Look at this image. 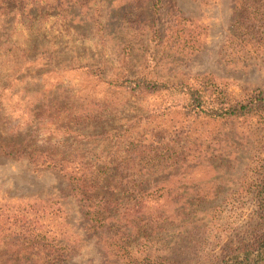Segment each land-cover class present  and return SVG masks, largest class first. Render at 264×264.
<instances>
[{"label": "rangeland", "instance_id": "obj_1", "mask_svg": "<svg viewBox=\"0 0 264 264\" xmlns=\"http://www.w3.org/2000/svg\"><path fill=\"white\" fill-rule=\"evenodd\" d=\"M242 3L256 18L254 0ZM234 6L233 0H0V136L16 133L14 142L31 154L68 156L83 171L96 169L97 156L114 163L132 155L136 161L126 162V169L156 155L141 168L154 183L164 182L151 202L168 212L175 202L201 208L200 214L187 211L164 221L157 243L145 251L169 250L181 264H213L225 242L250 237L264 132L254 119L185 117L172 90L132 95L108 83L150 74L176 85L210 80L233 99L264 92V8L246 37L263 48L247 46L241 54L226 47L240 13ZM21 13L35 17L33 24ZM132 18V25L124 24ZM155 29L162 32L161 46ZM64 128L86 137L63 138ZM26 201L47 206L65 223L66 236L78 240L63 264H120L85 233L62 176L33 168L25 156L0 154V210ZM5 227L0 216V264H14L24 247L11 243Z\"/></svg>", "mask_w": 264, "mask_h": 264}, {"label": "trees", "instance_id": "obj_2", "mask_svg": "<svg viewBox=\"0 0 264 264\" xmlns=\"http://www.w3.org/2000/svg\"><path fill=\"white\" fill-rule=\"evenodd\" d=\"M233 3L234 8L239 7L240 13L238 19L231 23L227 50L243 54L247 46L263 48L258 43L246 40L253 26L260 21L259 16L263 15L262 9H259L264 8L262 0H254L252 7L256 18L251 17L252 12H246V6L240 8L243 6L242 0H233ZM156 5L155 2L154 6ZM21 15L27 18L28 26L35 21V17L29 14L21 13ZM133 23V18L124 21L125 25ZM152 36L161 46L162 32L155 29ZM176 43L177 41H174L170 45ZM180 47L181 50L185 48V41ZM115 79L108 84L123 88L132 95L172 90L180 96V100H177L175 105L185 117L244 121L254 119L257 128L264 132L263 91L255 89L238 99H233L217 90L212 86L211 81L206 79H201L203 82H200L198 86L169 84L150 74L133 77L125 75L120 80ZM14 134L10 138L0 136V154L14 159L25 156L33 168L50 169L62 176L67 183L70 196L81 210L85 222V233L88 237H93L101 245L104 253L115 262L181 264L175 260L176 256L169 250L166 254L159 249L154 250V254H149L145 251L146 245L157 243L154 237L160 229L164 228V221L179 219L187 211L200 214L201 206L175 202L176 204H173L168 212V210H162L163 205L151 202L153 196L164 191V182L154 183L148 173L143 172L146 170L142 171L141 168H144V165L151 166L156 155L152 158L150 155H147L148 158L144 156L139 159L138 168H135L137 164H132L131 168L126 169L122 168L126 162L136 161L132 155L127 157L129 159L114 163L106 162L97 156L93 157L96 162H100L96 169L83 171L81 167L72 166L74 160H69L68 156L54 158L42 152L31 154L26 145L14 142L16 138H19L16 133ZM61 135L63 138L70 135L86 137L84 134H75L68 128H64ZM158 154L161 157L159 152ZM255 177L251 192L253 216L247 222L250 237L233 244L225 242L220 247V253L215 256L213 264H264V166L258 167ZM22 203L2 204L3 209L0 210L2 225L6 224V231L13 238L11 243L24 247L23 253L18 254V257L13 260L14 264L65 263L76 249L78 240H70L66 236L61 228L65 226V223L60 217H53L55 214L47 206L42 205L41 208H37L35 207L37 202ZM135 248L139 250L135 251ZM136 252H139L140 256L136 257Z\"/></svg>", "mask_w": 264, "mask_h": 264}]
</instances>
